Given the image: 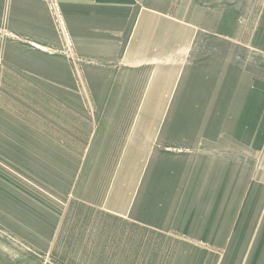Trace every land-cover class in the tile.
Here are the masks:
<instances>
[{"label": "crops", "instance_id": "crops-1", "mask_svg": "<svg viewBox=\"0 0 264 264\" xmlns=\"http://www.w3.org/2000/svg\"><path fill=\"white\" fill-rule=\"evenodd\" d=\"M5 14L6 32L33 36L38 45L44 39L37 37L47 35L54 37L48 46H56L60 22L71 44L64 52L80 58L84 69L120 68L137 79L144 75L145 82L141 105L116 111L139 116L138 121L96 124L91 138L80 136L84 152L73 151V139L62 144L41 129L32 141L16 140L15 146L0 141L1 148H13L18 178L24 181L27 171L48 190L32 205L38 213L33 237L21 233L23 222L15 218L0 217L3 227L22 235L34 250L51 254L77 201L88 205L86 215L95 208L103 217L96 226L93 220L85 223L81 241L89 243L90 255L82 254L81 264L264 259L263 252L253 253V259L231 247L233 181L249 174H234L233 141L218 139V132L232 131L233 116L247 114L250 100L260 107L256 114L264 115V0H0V21ZM65 74L73 86L70 60ZM198 99L204 103L196 107ZM198 108L229 117V128L178 123ZM90 148L117 151L93 155ZM56 152L63 163L54 162ZM100 161L105 174L92 168ZM103 178L105 186L92 188L93 180Z\"/></svg>", "mask_w": 264, "mask_h": 264}, {"label": "rangeland", "instance_id": "rangeland-1", "mask_svg": "<svg viewBox=\"0 0 264 264\" xmlns=\"http://www.w3.org/2000/svg\"><path fill=\"white\" fill-rule=\"evenodd\" d=\"M7 7L8 4L5 5L6 9ZM1 21L0 141L11 143L3 144L4 146H15L16 140L32 141L35 138L33 135L38 133L36 130L41 129L47 138L51 136L62 144L66 139H73V151L81 153L85 148L81 147L80 136L91 138L96 124L116 123L119 119L120 123L133 118L138 121L139 116L124 117L116 111L119 108L132 109L141 105L144 75L137 79L127 70L122 72L120 68H97L94 65H88L84 69L80 58L73 57L70 51V56L64 52L71 44L59 25L60 22L56 46H48V40H53L54 37L47 35L37 37V40L44 39L42 46L32 42L33 36L6 32L7 14ZM106 54L112 56V52ZM68 60L74 70L73 86L65 80V62ZM73 91L76 97H73ZM193 103L197 107V104H203L204 101L198 99L197 103ZM258 103L260 105L261 100ZM257 111H261L260 107L252 105L250 100L247 114L233 116L230 125L229 117L209 115L205 108H198L195 116L178 117L179 124L199 123L212 126L215 123L221 124L222 128H232L231 132H218V139L233 141V172L246 171L249 178L233 181V197L237 205L232 213L231 247L234 251L250 253L253 259L257 257L253 253H264V115L256 114ZM100 133L103 134L102 131L98 134ZM107 149L116 154L117 148ZM107 149L90 148V154L97 155L101 150L106 153ZM12 151L11 147H0V217L22 221L21 233L31 238L35 230L34 224L36 225L34 220L38 218L32 205L38 200V196L40 198L42 194L47 195L48 190L36 184L27 171L23 175L24 181L18 178L21 172L17 171ZM245 151L248 152L247 156ZM242 160L243 163L240 162ZM63 161V156L56 152L54 162ZM114 161L116 162V158ZM95 166L98 170L103 169L105 174L104 163L101 165L100 161L99 164L92 165V168L95 169ZM106 183L107 178L93 180L92 188H101ZM87 209L88 205L84 207L81 202H74L67 218L68 223L61 230L56 250L51 254L34 250L22 235L0 224V264H81V255H90L89 243L82 244L81 241V236L87 231L85 223L93 220L96 226V220L103 219L95 208L90 209L86 215ZM69 245V251L65 250ZM55 252L59 257L55 256ZM263 262L264 259L249 261L250 264Z\"/></svg>", "mask_w": 264, "mask_h": 264}]
</instances>
